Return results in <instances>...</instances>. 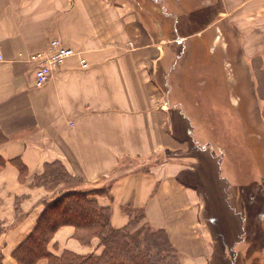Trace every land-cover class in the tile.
Instances as JSON below:
<instances>
[{
    "label": "crops",
    "instance_id": "crops-1",
    "mask_svg": "<svg viewBox=\"0 0 264 264\" xmlns=\"http://www.w3.org/2000/svg\"><path fill=\"white\" fill-rule=\"evenodd\" d=\"M118 1L0 0L3 264H16L13 250L33 231L44 203L55 196L34 185V177L56 161L81 180L80 189L98 188L104 178H116L108 195L92 196L101 206L112 208L115 227L128 220L121 207L143 209L150 227L167 232L182 264H208L210 235L206 230L193 235L202 223L206 199L201 185L182 176L185 161L171 158L154 163L148 173L132 172L130 167L123 172V167L134 161L154 162L160 151L173 156L182 148L176 136H185H180L178 127L194 130V116L200 112L187 88L184 56L191 52L187 41L193 38L199 43L208 37L219 44V31L226 35L230 31L240 57L234 65L246 73L250 110L257 109L264 129V0H208L206 5L219 3L210 17L213 23L188 39L175 38L174 18L189 13L164 9L162 0L161 7L159 0H135L132 5ZM55 39L78 52L88 67L82 68L79 56H72L46 84L36 87L35 65L28 57L48 50ZM176 43L182 47L177 61ZM225 56L218 64L212 61L223 70L218 80H211L222 109L233 100L231 88L236 85L234 77L228 78L230 63ZM214 158L220 169L219 159ZM14 159L25 166V175L13 165ZM261 249L256 256L264 253V244ZM64 250L80 255L100 252L97 239L84 246L69 225L60 227L48 244L52 254Z\"/></svg>",
    "mask_w": 264,
    "mask_h": 264
},
{
    "label": "rangeland",
    "instance_id": "rangeland-1",
    "mask_svg": "<svg viewBox=\"0 0 264 264\" xmlns=\"http://www.w3.org/2000/svg\"><path fill=\"white\" fill-rule=\"evenodd\" d=\"M125 1H127V4L132 5L133 1L135 0H119L118 2ZM159 1V6L161 7V0ZM205 2H208V0H170L165 4L164 0V4L162 6L164 9L170 10L172 7L174 8L173 11H185L189 13L188 16H190V24L188 19L187 22L185 21L186 19L183 18V15H181V17L174 18L176 28H179L180 31H182V35H186L184 38L188 39L193 36L192 34L199 32L203 29V27L213 23V19L210 17L211 15L213 16V13L219 3L211 1L210 5H206ZM193 10H195L194 13L191 12ZM175 38L177 39L183 37L179 36L177 31H175ZM216 38L218 39L217 41L219 44H214L208 37L199 43L194 41L197 40L196 38L187 41L191 49V52L184 53L186 59L185 66L187 69H189L188 78L186 77L187 88L192 92L191 96H193L194 100L197 101V111L200 113L194 116L196 117L194 118V121H197L195 124L192 123V125L195 126L194 130L190 129L179 131L180 126L178 127V133H180V136L181 134L185 135L182 136L183 138H179V135L176 134L177 139L180 141V145L182 144L181 150L174 151L173 156L167 154L164 151H160L154 162L151 161L150 163H146L142 161H134L130 164L124 165L123 172L130 171L128 169L130 167L131 169H134L132 172L148 173L154 163H163L171 158H176L178 161H185L184 163L186 164V170L182 176H184V178L192 184L197 183L198 186L201 185V189L203 191V195L201 194V196L206 199L205 207L200 213L202 226L199 224L194 230L193 235L199 236L200 232L204 230H206L210 235V246L212 252L210 258L208 259V264H233L235 259L234 253L237 252V248H239L238 246L241 245L242 248H245V246L241 243V240H243L241 239V236L249 235L247 227L248 215L246 212H243V208L239 202L240 198L228 188V185L226 184V174H228V171L230 173L232 172V177L234 180L239 183H246L248 182L246 175L253 178L254 169L249 163L251 161V154H249L247 148L243 144V140L241 139L238 127V116L236 114L231 115V113H238L241 109L238 97L235 96L237 94L235 85L232 86L233 89L231 88L234 98L233 100H230V104L228 100V107H225L224 109L221 108V105H219V100L214 95L216 85L215 83L213 84L211 80H218L220 76H222L223 70L220 72L221 68H215V64L212 61H216V64L223 62L222 59H225V54H227L229 63L231 54L235 53V47L230 41L233 39L230 31H227V35L219 31V34H217ZM172 45L173 44L171 43L170 47ZM225 47H228L229 49L233 48V52L229 50L226 51ZM174 48L177 61L179 59V52L181 51L182 47L176 43ZM235 58L238 59L240 57L239 55L233 56V60ZM32 64L35 65L34 63ZM230 69L231 68L228 67V71H230ZM33 71L34 86H36V65ZM228 78L229 80L233 78L231 71L228 73ZM240 78L242 79L241 85L243 86L244 83L246 86V73L242 74L240 72L239 80H241ZM243 95H246L244 90ZM246 100L247 104H245V115L241 114L242 112L240 110L241 113H239V116L243 121L245 116H247L248 121L251 123L250 125L252 129H249L250 127L247 128L249 130L247 133L251 134V139L249 141H264V139L261 138L262 130H260L262 128L260 125L262 124V118L260 114L258 115L257 109H254L253 112L252 109L250 110L251 102L247 97ZM184 105L186 106L188 104L184 103ZM231 109L233 110L231 111ZM187 116L189 115L187 114ZM192 117L193 116L189 117L190 120ZM175 122L182 123V120L176 119ZM198 122L200 123V127L198 126L199 130H196V126L199 124ZM202 124H205V126ZM183 126L185 127L187 125ZM252 133L254 136H252ZM226 149L227 153L230 154V157L228 155L225 157L223 166H220L219 169V164L214 158V155L219 159V155H221L224 151L226 152ZM218 151L221 152V154ZM227 157H229V159L226 160ZM259 160L260 169L264 174V149L260 154ZM55 163H59L65 169V167L59 161L46 164L44 169L46 166H51ZM255 166L258 167L256 164ZM114 179L116 178L106 177L101 180L102 184L99 185L98 188L82 190H86L89 193H97V196L100 195L101 197H104L105 195H108L106 193L109 192L112 184L115 181ZM44 180L46 182L44 187L48 191L55 193V200L60 198L59 196L65 192L80 191V185L82 183L80 179L71 175L68 176L66 174L65 176L61 177L47 176L44 178ZM105 207L112 209L110 206ZM139 210L140 209L134 208L132 205L128 204L124 206V208L121 207L120 213H122L123 216L128 219L123 227L129 224L133 225L135 223L134 219L140 218ZM243 224H245L247 227L244 229V234L242 233ZM174 250L178 253V257L181 262L180 252L175 248ZM251 259H248L245 263L253 264V261L250 262ZM262 259L263 261L259 264H264V253ZM241 260L238 264H242Z\"/></svg>",
    "mask_w": 264,
    "mask_h": 264
},
{
    "label": "trees",
    "instance_id": "trees-1",
    "mask_svg": "<svg viewBox=\"0 0 264 264\" xmlns=\"http://www.w3.org/2000/svg\"><path fill=\"white\" fill-rule=\"evenodd\" d=\"M168 1L165 0V4ZM162 3L164 4V0H162ZM185 15H183V18L186 19V22L188 19L189 22L190 16ZM176 31L179 36H186L182 35L179 28H176ZM234 55L236 56V53ZM234 55L231 56L229 61L230 71L236 82L235 87L239 89L237 90L238 100L242 113H231V115L236 114L238 116L239 132L244 146L251 154L249 163L254 169V177L251 178V176L246 175L248 182L239 183L233 179L232 172L228 171V174H226L228 188L240 198L239 202L243 212L248 215L249 235L241 236V239H243L241 243L245 248H239L234 253L233 264H238L241 259L242 264H246L245 262L251 258L250 262L253 261V264H259L263 261V254H257L256 256V252L258 250L262 252L261 248L264 244V174L260 169L259 159L264 149V141L254 140L250 142L251 134L247 133L249 131L247 128L252 129L251 123L248 121L247 116H245L244 121L239 116V113L245 115L248 91L244 84L241 85L242 79L239 80L240 71L234 65ZM243 90L245 93L247 92L246 95H243ZM260 130H262L261 138L264 139V129L261 128ZM252 136H254L253 133ZM3 140L4 137L0 132V142ZM227 155L230 157L226 149V152L224 151L219 156L221 166H223ZM4 163V160L0 157V166ZM12 163L18 168L22 176L26 174L25 166L18 159L12 160ZM65 174L70 176L59 163L46 166L41 174L34 177V185L44 187L46 184L45 177H61ZM96 194L80 189L78 192H65L56 200L54 196L51 200L46 201L33 231L13 250L12 256L16 264H36L41 259H45L47 264H182L167 232L163 229L150 227L145 222L143 209L139 210L140 218L134 219L135 223L133 225L129 224L123 228H115L111 224V209L100 206L92 198ZM106 194H109V192ZM66 225L74 227L75 238L84 246H90L92 240L97 239L100 252L80 255L64 250L60 255H55L48 251V244L55 232ZM247 227L243 224V234L245 233L244 229ZM0 264H3L2 255H0Z\"/></svg>",
    "mask_w": 264,
    "mask_h": 264
},
{
    "label": "built area",
    "instance_id": "built-area-1",
    "mask_svg": "<svg viewBox=\"0 0 264 264\" xmlns=\"http://www.w3.org/2000/svg\"><path fill=\"white\" fill-rule=\"evenodd\" d=\"M72 56H79V53L64 47L59 40L51 41L49 51L37 52L30 55L28 61L36 64L35 85L42 86L51 77L53 70L61 66L65 60ZM79 62L82 68L87 67L86 60L81 56H79Z\"/></svg>",
    "mask_w": 264,
    "mask_h": 264
}]
</instances>
